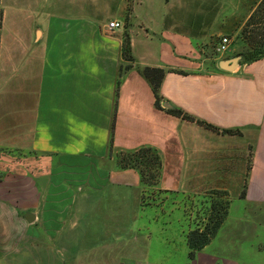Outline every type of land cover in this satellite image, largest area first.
Returning a JSON list of instances; mask_svg holds the SVG:
<instances>
[{
  "label": "crops",
  "instance_id": "0c3cea01",
  "mask_svg": "<svg viewBox=\"0 0 264 264\" xmlns=\"http://www.w3.org/2000/svg\"><path fill=\"white\" fill-rule=\"evenodd\" d=\"M14 1L22 10L10 15L0 1V264H34L77 192H109L129 202L139 190L140 198V175L120 169L117 155L143 147L160 154L157 189L224 191L244 207L251 221L245 228L255 225L247 238L256 237L264 220V58L226 72L206 52L221 37L240 35L262 0H210L212 7L200 0H123L108 21L124 24L114 32L87 14L88 0ZM99 1L90 3L95 13ZM125 33L134 63L122 75L111 145ZM145 67L171 70L161 85L162 109ZM165 104L213 128L173 116ZM226 236L225 252L246 239ZM199 255L201 264L219 259ZM223 264L239 262L229 256Z\"/></svg>",
  "mask_w": 264,
  "mask_h": 264
},
{
  "label": "rangeland",
  "instance_id": "374dc122",
  "mask_svg": "<svg viewBox=\"0 0 264 264\" xmlns=\"http://www.w3.org/2000/svg\"><path fill=\"white\" fill-rule=\"evenodd\" d=\"M0 1L3 10L9 15L22 10L14 0ZM121 1L100 0L95 13L91 5L96 4H90L92 0H88L86 11L108 23ZM124 1L128 4L131 2ZM200 2L202 6L214 5L210 0ZM27 7V4L22 5L23 10H27ZM226 12L233 14L235 9L228 7ZM237 14L241 15L240 12ZM230 38L233 44L228 53L221 54L214 46L206 52V57L215 63L218 59H230L241 54L246 48V44L239 41L241 35ZM132 192L133 196L135 194L134 201ZM132 192L127 197L129 202L122 201L126 197L116 198L110 196L109 192L102 196L87 197L77 192L78 195L71 198L74 200L73 206L65 213L60 232L56 236L52 235V242L50 240L39 246L38 259L35 256L32 263L53 264L55 261L54 264H58L59 259H62L61 264H201L199 254L202 252L204 255L217 256L219 259L216 264H223L229 256L239 264H264V249L259 250L264 246V220L261 228L256 223V237L248 239L254 233L255 222H252L251 228H245L246 223L250 224L251 221L244 207L239 206L230 196L234 206L228 222L225 227L221 226L209 246L194 259L189 254L187 233L206 223V215L212 204L224 201L222 195L211 192L192 196L164 192L157 187L147 188L146 202L149 206L142 207L141 202L138 203L142 193L137 198L139 190ZM245 233L246 239L232 241V249L224 251L229 248L224 247V236L235 237Z\"/></svg>",
  "mask_w": 264,
  "mask_h": 264
},
{
  "label": "trees",
  "instance_id": "16d2710c",
  "mask_svg": "<svg viewBox=\"0 0 264 264\" xmlns=\"http://www.w3.org/2000/svg\"><path fill=\"white\" fill-rule=\"evenodd\" d=\"M240 35L242 41L246 44L245 50L239 54L242 56L240 64H248L264 58V0H262L252 12L251 16L242 27ZM122 55L127 62V65L123 68L124 70H120L119 79L116 85L114 117L111 126V145L113 142L117 101L122 75L124 71L130 70L134 63V56L132 54V47L128 33H125ZM167 72H171V70L168 71L164 68L154 67H145L142 69V75L150 84L155 95L156 107L160 109H162L160 105V102L162 101L161 85ZM166 111L169 114L186 121L197 122L202 126L213 128L203 121L197 120L193 116L184 113L180 109H166ZM117 164L120 169H133L138 172L142 184L141 205L142 207L149 206L146 202L147 188L157 187L162 168V160L158 150L152 147H143L135 151L120 152L117 155ZM213 193L222 195L224 201L221 202L219 200L214 202L209 210V214L206 215V223L196 226L193 230H190L187 233V246L190 250L189 254L191 258H194L197 253L201 252L212 242L228 216L231 203L228 195L224 191H213Z\"/></svg>",
  "mask_w": 264,
  "mask_h": 264
},
{
  "label": "built area",
  "instance_id": "2783aa9c",
  "mask_svg": "<svg viewBox=\"0 0 264 264\" xmlns=\"http://www.w3.org/2000/svg\"><path fill=\"white\" fill-rule=\"evenodd\" d=\"M107 28L109 31L114 32L124 28V24L119 21H111L108 23ZM232 40L230 37H221L217 43V51L221 54H226L231 50Z\"/></svg>",
  "mask_w": 264,
  "mask_h": 264
},
{
  "label": "water",
  "instance_id": "95a60500",
  "mask_svg": "<svg viewBox=\"0 0 264 264\" xmlns=\"http://www.w3.org/2000/svg\"><path fill=\"white\" fill-rule=\"evenodd\" d=\"M241 61H242L241 55H238V56H236L234 58H230V59H224V60L220 61L219 68L223 71H226V72H234L239 67ZM165 107L169 108V109L171 108V106L169 104H165ZM26 219H27V221L32 222L35 219V217H34V215L27 213Z\"/></svg>",
  "mask_w": 264,
  "mask_h": 264
}]
</instances>
